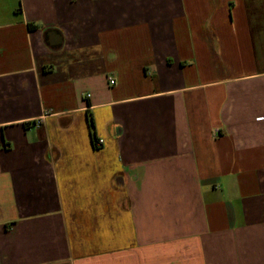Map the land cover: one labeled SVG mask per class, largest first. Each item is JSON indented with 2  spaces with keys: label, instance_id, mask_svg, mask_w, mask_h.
I'll return each instance as SVG.
<instances>
[{
  "label": "crops",
  "instance_id": "obj_1",
  "mask_svg": "<svg viewBox=\"0 0 264 264\" xmlns=\"http://www.w3.org/2000/svg\"><path fill=\"white\" fill-rule=\"evenodd\" d=\"M0 264H264V0H0Z\"/></svg>",
  "mask_w": 264,
  "mask_h": 264
},
{
  "label": "trees",
  "instance_id": "obj_2",
  "mask_svg": "<svg viewBox=\"0 0 264 264\" xmlns=\"http://www.w3.org/2000/svg\"><path fill=\"white\" fill-rule=\"evenodd\" d=\"M90 127H91V130H92V133H93V139H94L95 144H96L97 138H96V135H95V124H94V121H93L92 117H90Z\"/></svg>",
  "mask_w": 264,
  "mask_h": 264
},
{
  "label": "built area",
  "instance_id": "obj_3",
  "mask_svg": "<svg viewBox=\"0 0 264 264\" xmlns=\"http://www.w3.org/2000/svg\"><path fill=\"white\" fill-rule=\"evenodd\" d=\"M110 83L114 85V84H115V80H114V79H111V80H110ZM88 96H89V95H88ZM96 142H97V144H98L99 147L103 144V140H98V141H96Z\"/></svg>",
  "mask_w": 264,
  "mask_h": 264
}]
</instances>
